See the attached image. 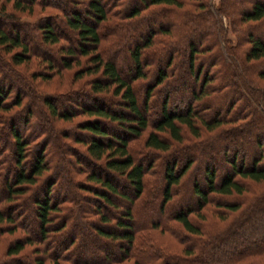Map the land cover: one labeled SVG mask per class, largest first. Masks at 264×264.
<instances>
[{
    "label": "trees",
    "instance_id": "1",
    "mask_svg": "<svg viewBox=\"0 0 264 264\" xmlns=\"http://www.w3.org/2000/svg\"><path fill=\"white\" fill-rule=\"evenodd\" d=\"M69 2L68 13L54 0H0V18L6 17L10 24V30L0 26V50L10 53L5 68L10 71L31 56L29 43L15 31L20 28L15 12H30L34 5L49 7L54 12L33 26L34 37L52 48L58 61L44 52L46 68L39 76L46 80L63 72L70 76L65 83L72 86L62 97L42 94L26 83L23 89L15 88L12 97L8 84L0 90V111H9L0 116L3 264H200L201 259L210 264H264V232L255 236L260 233L256 229L264 226V209L243 220L252 205L264 203V185L249 189L251 183L264 184V132L254 133V152L246 164L236 148L226 145L222 172L209 150L212 143L234 141L260 129L256 117L264 116V68L254 70L252 65L264 59V38L255 37L253 30L264 22V0H253L236 13L231 0ZM166 16L177 21L175 30L169 21L151 27L155 19ZM141 23L146 25L141 39L130 35L121 40L120 33ZM57 25L75 34V46L56 31ZM184 30L190 37L185 73L179 68L182 52L177 48ZM193 36L198 37L196 44L191 42ZM124 53L130 65L121 72L117 63ZM237 62L239 67L230 69ZM1 78L6 75L0 76L3 83ZM177 91L186 93L183 101H172L171 94ZM35 92L42 94L38 97L55 120L70 122L82 116L74 125L78 133L65 128L60 132L68 140L61 143L60 160L55 159L57 146L50 130L39 121L30 122L29 99ZM254 96H260L261 102L250 104ZM223 97L228 102L218 110L213 103ZM62 99L69 107H57L55 102ZM18 119H22L21 130L15 127ZM3 127L11 148L1 142ZM6 150L9 153L2 157ZM190 150L205 152L198 156ZM179 154L185 155L182 160ZM59 161L69 174L71 194L58 195L63 181ZM80 174L82 179L77 178ZM155 179L157 188L151 184ZM188 184L195 199L183 205L179 201ZM150 185L155 186L152 191ZM153 199L158 214L165 217L135 223L137 212L153 206ZM210 205L217 207L220 222L229 213L232 217L215 228L205 224L203 211ZM29 213L35 231L27 222ZM79 222L83 230L77 229ZM166 222L185 234L178 236L176 229L163 227ZM156 227L168 231L177 243L155 242L149 229ZM220 232V245L210 246L207 242ZM84 235L94 240L102 256L81 255ZM253 236L252 245L246 246ZM111 244L117 247L112 255Z\"/></svg>",
    "mask_w": 264,
    "mask_h": 264
},
{
    "label": "rangeland",
    "instance_id": "2",
    "mask_svg": "<svg viewBox=\"0 0 264 264\" xmlns=\"http://www.w3.org/2000/svg\"><path fill=\"white\" fill-rule=\"evenodd\" d=\"M58 2V5L66 12L69 13V6L71 5L69 0H54ZM136 2H141V0H135ZM214 3H217L218 0H213ZM232 1V7L231 10H233L234 13H236L239 9L244 8L245 6H247L251 1L253 0H231ZM263 1V0H261ZM84 5V4H82ZM82 5L79 7V10L82 8ZM7 8H9V4L7 5ZM54 12L53 9L49 8V7H42L41 6H36L34 5L32 10L30 12H26V11H22V12H15V15L18 16L16 22L20 23V25H18L20 28L16 29L15 31H18V33L20 34V36H22L30 45V49L29 52L31 53V56H29V59L27 62H22L20 64H14L12 70H7L5 68V64L6 59H8V57L10 56V53H7L5 51L0 50L1 55H0V76H4L6 75V78H1L3 79V83H0V90L2 89H6L7 84L9 86L12 87L13 91H11L9 93V95L12 97L14 94V89L15 88H20L23 89L25 88V83L26 86L31 88V85H34L37 87V89L42 93V94H47L48 96L50 95H61L60 97H62L63 95H65L67 93L69 86L67 85L66 82L69 81V77L67 76V74H63V72L58 76V75H52L50 78L44 80L40 78V74L41 71L43 69L46 68V66L44 65V52L48 53V55H50L51 59L54 60V62L58 61V56L55 53V51L52 48L46 47L42 44H40L36 39H35V30L33 29V26L38 22V20L44 16H46L47 14ZM15 20V19H14ZM224 22L226 23L225 18H223ZM169 21L171 23V27L174 29V27H177V21L171 17V16H166L164 18H160L158 17L157 19H155L152 23H151V27H156L158 25V23H165ZM206 26H209L208 22H205ZM0 26L5 29V30H10V24H9V19H7L6 17H1L0 18ZM56 31H60L62 32L64 35H66L67 39L69 40L70 44L75 46V34H73V32L67 28L65 25H57V27H55ZM146 29V25L145 23H141L139 24L134 30H129L128 33L126 32H122L120 33V38L121 40L127 39V36L129 37L130 35L133 37H137L139 39H141V36L143 35V33L145 32ZM175 30V29H174ZM180 38L181 40H179L177 42V48L182 52L181 53V58H182V63L180 64L179 68L183 71V73H185L186 71V64H185V56H186V48H187V44L189 43V33L184 30L181 31L180 33ZM253 34L255 37H260V38H264V22L260 25H258L257 28H255L253 30ZM229 36L231 37V39H235V36L229 31ZM189 37V38H188ZM130 40V39H129ZM198 41V37L193 36L191 38V42L196 44ZM131 42V41H130ZM36 51L37 54H33V52ZM124 56L119 58V61L117 63L119 70L121 72H125L126 68L129 67L130 65V61L128 56L126 55V53L123 54ZM221 56H225L224 54H222ZM219 56V57H221ZM234 66L230 65V69H233L234 67H239V63L237 62L236 64H233ZM252 67L254 68V70L257 69H262L264 68V59H262L261 61H258L257 63H254V65H252ZM38 75V76H37ZM29 78L31 79V81L29 80ZM225 79L227 80H232L233 77L231 75H225L224 76ZM85 78H82L80 81H84ZM244 80H246L244 78ZM189 78H187L185 80V82L187 84L189 83ZM31 82V83H30ZM69 86V87H68ZM33 88V86H32ZM34 89V88H33ZM73 89V88H72ZM42 94L35 92L34 95H31V98L29 99V103H32L31 105V111H32V119H31V123H35L36 121H39V124L42 126H46L49 130H50V134H51V141L53 143L56 144L57 148L53 149L54 152V156L56 160H60L61 157L64 156L63 150H62V144L65 141H68L67 138L65 139L62 135V138L59 136L60 132L62 131L63 128L66 129L67 132H77L78 133V129L74 126L81 118L82 116H75L72 121L70 122H61L60 120H55L54 118L49 116V113L46 109V107L44 106V104H42V101L40 100V98L38 96H41ZM186 93L183 91H177V92H172L171 94V99L172 101H176L178 102L183 101L185 98ZM30 97V96H29ZM252 99H249L250 104H253V102H261V97L260 96H254L251 97ZM81 99V96H80ZM228 102V98L227 97H223L220 98L216 101H214L213 105L215 108H217L218 110H221ZM55 104L57 105V107H61V108H66L69 107V102L66 100H57L55 102ZM106 104L112 106V107H116L111 103H107ZM262 110V108H260ZM21 111H19L20 114ZM9 113V111L3 112L0 111V116H2L1 114H7ZM7 116V115H6ZM22 119H18L16 121L15 127L19 130L22 129V125H21V121ZM52 122V123H51ZM256 123L257 125H260V129H253L251 133L247 134L244 133L243 135H241V138H236L234 141H226L222 144H215L212 143L211 147H209V150L211 152V154H213L214 156V163L215 165L219 166L220 172H222V168H224V162L221 160L222 159V155L224 152V148L227 145L229 148H236L238 153L241 154L244 158V163L246 164L247 161L250 160V157L253 155L254 152V133L255 132H261L263 134V130H264V116L261 115L260 113L257 114L256 117ZM50 124V125H49ZM34 126V124H33ZM49 126V127H48ZM3 129L1 132V142H5L8 145V148H11L10 146V137H9V133L8 131L3 127L1 128ZM190 138V137H189ZM243 138V139H242ZM191 140V139H190ZM32 142V141H31ZM195 142L194 140L191 141ZM73 145V143H72ZM73 146H79V145H73ZM208 148V147H205ZM206 150V149H205ZM205 150H200L202 153L205 152ZM208 150V149H207ZM200 151H195V150H190L188 153L190 154H196L199 156ZM9 153V150H6L3 156H6ZM10 155V154H9ZM185 155H181L179 154L180 159L182 160L184 158ZM60 163V169H59V176L61 177L62 184L61 186H59V190H58V195H61L62 193L67 194H71V189L68 185V179H69V174L67 176V173H65V171H63L62 167H63V162L59 161ZM10 165L12 164V160H10L8 162ZM7 163H3V166H6ZM82 165V164H81ZM84 168V166H82ZM162 168L160 167V170ZM203 172L202 170L199 168L198 171V177L200 179V181L202 182V175ZM83 174L77 175V178L82 179ZM116 182H120L119 180ZM151 184H155L156 188L159 184L158 179L153 182H151ZM203 184V183H202ZM249 189H259L260 187H262L264 184L262 183H251L249 184ZM155 186L150 185V189L151 191L154 189ZM123 188L127 191H129L130 187L125 184L123 186ZM186 195L183 197V199L181 201H179L180 203H182L183 205H191L194 202L195 197L193 196V194L191 193V187L190 185H186ZM148 198V197H147ZM156 201H154V199L152 200V203L154 204L151 207L145 208L143 211L141 212H137V214L135 215V223L137 224H145L146 222H148L149 220L152 219H156L158 217H162L165 215H159L157 212V208H156ZM91 206V204H88ZM263 205V206H262ZM33 206V205H32ZM85 207H87V205H84ZM140 208V207H139ZM258 208H263L264 209V203L263 204H254L252 205L251 209L249 210V212L243 217V220L248 221L249 219H251L254 215L257 214V212L255 210H258ZM110 211H115L113 210V208H109ZM218 210L217 207L212 206H208L204 211L203 214H205L204 216V220H205V224L207 225H213V227L215 226V224L221 225L222 223H225L227 221L230 220V217H232V215L229 213L227 215V217L224 219V221L220 222L217 218V213H215V211ZM77 212L74 211V215H76ZM33 215L31 213H29L27 222L29 223L30 227L32 229H34L33 231H35V223L33 221ZM191 216L196 219L194 217L193 214H191ZM168 222V221H167ZM166 222V224L162 225L163 227H167L170 230L176 229L175 232L179 235H184L185 232L179 228V226H177L176 228L171 227L170 225H168V223ZM172 223V222H171ZM169 223V224H171ZM251 222L247 223V226L250 225ZM173 226H176L175 223H172ZM160 225V226H161ZM161 226V227H162ZM213 227H211L213 229ZM84 226L82 225L81 222L78 223L77 229L79 230H83ZM215 228V227H214ZM234 229H236V227H234ZM215 231H218V229H216ZM256 231L260 232L258 234H256L255 236L257 237L259 234H262V232H264V226H260V228L256 229ZM149 232L152 236V238L154 239L155 242L160 241L163 244H170V242H176L174 236L170 235V233L168 231H164V230H160V227H156L153 229H149ZM219 237L207 242L210 246L212 245H216L219 246L220 241L219 238H222L220 236L221 232L219 233ZM252 236V235H251ZM255 236L253 237H249L248 238V243L245 244L246 246H250L252 245V243L255 240ZM84 246L83 248H85L84 252H81L82 256L85 257H99L102 256L101 251H99L97 248H95L94 246V240L89 236V235H84ZM177 243V242H176ZM206 245H204L205 247ZM169 248L170 245H169ZM203 248V246H202ZM230 248H234L233 245L230 246ZM88 250V252H87ZM109 254L112 255L113 253L117 252V247L113 244H111L109 246V250H108ZM5 261L0 258V264H3ZM25 262V261H24ZM27 264V262H26ZM200 264H210V262L206 261L205 259H201V263Z\"/></svg>",
    "mask_w": 264,
    "mask_h": 264
}]
</instances>
